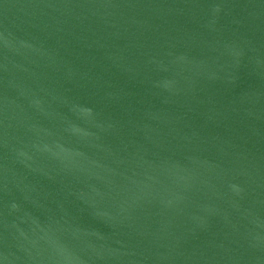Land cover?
<instances>
[{
  "label": "water",
  "instance_id": "95a60500",
  "mask_svg": "<svg viewBox=\"0 0 264 264\" xmlns=\"http://www.w3.org/2000/svg\"><path fill=\"white\" fill-rule=\"evenodd\" d=\"M0 264H264V0H0Z\"/></svg>",
  "mask_w": 264,
  "mask_h": 264
}]
</instances>
